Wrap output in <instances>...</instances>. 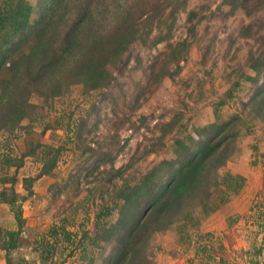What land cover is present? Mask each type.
Here are the masks:
<instances>
[{
	"label": "rangeland",
	"instance_id": "rangeland-1",
	"mask_svg": "<svg viewBox=\"0 0 264 264\" xmlns=\"http://www.w3.org/2000/svg\"><path fill=\"white\" fill-rule=\"evenodd\" d=\"M29 1L36 18L43 1ZM161 2L165 8L145 21L147 33L124 51L126 64L110 66L114 78L108 85L89 93L71 85L47 99L34 93V114L21 121L16 138L1 135L0 190L9 186L2 177L15 178L24 218L9 264H89L90 257V264H103L112 243L99 241L104 248L89 237L116 221L119 210L96 221L97 212L112 206L120 188L133 185L162 160L177 165L179 139L192 144L188 135L198 138L196 128L217 120L215 109L222 98L227 101L217 108L218 118L241 117L235 153L219 172L240 174L244 184L198 224L188 222L184 232L179 233L176 222L153 233L142 248L141 262L264 264V122L246 118L242 111L255 87L243 77L255 75L248 57L264 56V7L247 13L221 0H185L172 18L167 1ZM153 8V0H146L136 13ZM157 38L162 39L154 42ZM257 83H264L263 72ZM228 90L232 97H225ZM45 124L51 128L44 129ZM44 145L57 148L59 155L55 167L40 175ZM8 152L22 165L2 167ZM23 179H32L30 190L23 188ZM125 212L127 217L130 212ZM0 229V238L17 229L4 202ZM63 230L74 235V247H67ZM0 264H6L2 249Z\"/></svg>",
	"mask_w": 264,
	"mask_h": 264
},
{
	"label": "trees",
	"instance_id": "trees-1",
	"mask_svg": "<svg viewBox=\"0 0 264 264\" xmlns=\"http://www.w3.org/2000/svg\"><path fill=\"white\" fill-rule=\"evenodd\" d=\"M42 1L37 6L36 18L31 16L34 6L29 0H2L0 6V137L4 135L11 141L16 138L14 131L21 121L34 114L35 104L30 101L34 93L47 99L60 96L71 85H79L85 93L108 85L114 78L110 66L126 64L127 59L122 57L124 51L147 33L145 21L166 6L160 5L161 0H153L151 13L146 10L137 14L136 8L145 5L146 0ZM166 1L170 6L167 16L172 18L185 3V0ZM221 3L230 4L234 9L241 7L247 13L264 7V0H221ZM180 44L185 46L184 42ZM248 63L255 75L243 74V77L255 87L243 103L242 111L246 118L264 122V83H257L259 75L264 73V56L261 60L252 53ZM225 95L232 97V90ZM226 101L220 99L216 107ZM217 108V120L196 128L194 135L198 138L186 136L192 144L179 139L177 165V161L162 160L133 185L120 188L112 206L97 212L96 221L114 208L119 210L116 221L107 227L104 225L101 234L89 237L90 243L104 248L106 244L97 243H112L103 264H143L142 248L153 233L168 229L176 222L179 233L184 232L188 222L194 220L193 224H198L201 218L225 203L230 194L242 188L244 176L219 172L235 153V138L240 132L236 123L241 116L236 113L220 120ZM43 128L51 127L45 124ZM40 153L42 165L38 173L44 175L55 167L59 152L44 145ZM3 154V161H8L2 164L5 169L22 165L19 157L11 158L9 152ZM31 180L22 181L27 191ZM1 181L8 182L9 186L0 190V202L10 205L17 226L15 230H6L0 238V249L4 250L9 264L8 253L19 245L24 218L21 199L14 189L15 178L5 176ZM124 210L130 212L127 217ZM63 235L68 241L67 247H74V235L64 230ZM81 250L85 251L86 247L82 246ZM80 257H86L85 253ZM88 259L91 262L93 258Z\"/></svg>",
	"mask_w": 264,
	"mask_h": 264
}]
</instances>
